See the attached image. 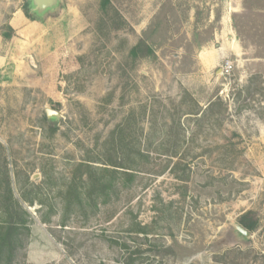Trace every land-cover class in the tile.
<instances>
[{"label": "rangeland", "instance_id": "1", "mask_svg": "<svg viewBox=\"0 0 264 264\" xmlns=\"http://www.w3.org/2000/svg\"><path fill=\"white\" fill-rule=\"evenodd\" d=\"M29 8L0 0V172L30 214L0 264H264V0Z\"/></svg>", "mask_w": 264, "mask_h": 264}, {"label": "trees", "instance_id": "2", "mask_svg": "<svg viewBox=\"0 0 264 264\" xmlns=\"http://www.w3.org/2000/svg\"><path fill=\"white\" fill-rule=\"evenodd\" d=\"M107 4H109V0H107ZM131 56L133 58H137L141 55H154V51L152 50V48L143 40H141L137 46H135L132 51H131ZM224 107V111H226V106H224V102L221 99H218L215 102H212L205 111H199V112H195L192 113V115L194 116H199L201 115L200 118L207 116V114L209 113H213L215 111L216 108H219L220 110H222ZM201 112V113H200ZM195 117V118H196ZM197 119V118H196ZM173 132V131H172ZM179 136L180 133H179ZM177 152H175L173 154V157H175L177 154ZM110 165L115 166L116 168H124V166H126V163H118V162H113L110 160ZM83 167V166H81ZM180 164H175L174 167L172 168V171L174 173L177 172V170L179 169ZM80 169V167H79ZM116 172H119L118 170H114ZM127 173V172H126ZM0 177H1V184H2V188L4 189V194L1 195L2 198V207H3V217H5V221L4 224L2 225V227L0 228L1 232H0V258H1V254L3 252V248L5 246H9L10 241L12 240L13 237H15L18 229L22 226L25 227L27 225V216H30L29 212L24 208L22 202L20 200H18L15 197V193H14V185H13V173L11 171L10 168H8V166L4 169V171L1 173L0 172ZM97 185H99V181H95L93 182V187H96ZM78 186H76V184L74 186H72V190L73 193H76V191H78L77 188ZM99 187V186H98ZM97 187V189H98ZM76 195V194H74ZM24 201L26 203H29L30 206L33 205L34 200H32V198H27L26 200L24 198ZM240 224L246 228L247 230H249L250 232H254L257 228V224H250L247 222L246 220V216H243Z\"/></svg>", "mask_w": 264, "mask_h": 264}, {"label": "water", "instance_id": "3", "mask_svg": "<svg viewBox=\"0 0 264 264\" xmlns=\"http://www.w3.org/2000/svg\"><path fill=\"white\" fill-rule=\"evenodd\" d=\"M30 6V13L39 19L48 13H54L58 10L61 0H26ZM45 114L50 122H57L61 120L60 112L53 109H46ZM234 228L238 234L245 238H251V233L239 223L234 224Z\"/></svg>", "mask_w": 264, "mask_h": 264}, {"label": "built area", "instance_id": "4", "mask_svg": "<svg viewBox=\"0 0 264 264\" xmlns=\"http://www.w3.org/2000/svg\"><path fill=\"white\" fill-rule=\"evenodd\" d=\"M234 62L231 60H226L222 66L221 72L224 76H230L234 71Z\"/></svg>", "mask_w": 264, "mask_h": 264}, {"label": "crops", "instance_id": "5", "mask_svg": "<svg viewBox=\"0 0 264 264\" xmlns=\"http://www.w3.org/2000/svg\"><path fill=\"white\" fill-rule=\"evenodd\" d=\"M204 58H205V59H208V58H206V56H205V55H204V57H203V56H201V61L203 60V62H202V63H204L205 65H207V66L209 67V66H210V64H211V62H207V63H206ZM214 62H215V61H214ZM213 64H214V63H213ZM213 64H212V65H213Z\"/></svg>", "mask_w": 264, "mask_h": 264}, {"label": "bare ground", "instance_id": "6", "mask_svg": "<svg viewBox=\"0 0 264 264\" xmlns=\"http://www.w3.org/2000/svg\"><path fill=\"white\" fill-rule=\"evenodd\" d=\"M206 55H207V54H206ZM206 55H205V56H206ZM203 57H204V56H203ZM213 57H214V56H213ZM213 57H212V58H213ZM204 59H205V58H204ZM210 59H211V58H210ZM205 62H206V63H207V62H210V61H209V58H208V59H205Z\"/></svg>", "mask_w": 264, "mask_h": 264}]
</instances>
